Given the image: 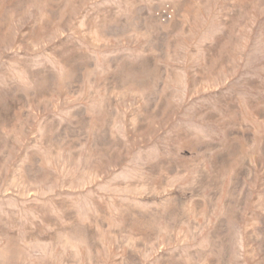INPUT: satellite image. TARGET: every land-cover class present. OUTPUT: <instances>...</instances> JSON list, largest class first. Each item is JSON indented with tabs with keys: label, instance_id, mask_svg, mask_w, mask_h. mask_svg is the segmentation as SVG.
<instances>
[{
	"label": "rangeland",
	"instance_id": "rangeland-1",
	"mask_svg": "<svg viewBox=\"0 0 264 264\" xmlns=\"http://www.w3.org/2000/svg\"><path fill=\"white\" fill-rule=\"evenodd\" d=\"M0 264H264V0H0Z\"/></svg>",
	"mask_w": 264,
	"mask_h": 264
}]
</instances>
